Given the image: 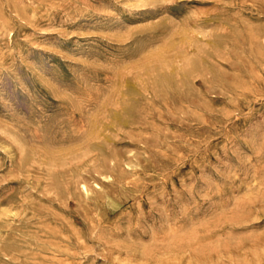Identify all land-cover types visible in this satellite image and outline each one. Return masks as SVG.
I'll return each mask as SVG.
<instances>
[{
  "label": "rangeland",
  "instance_id": "1",
  "mask_svg": "<svg viewBox=\"0 0 264 264\" xmlns=\"http://www.w3.org/2000/svg\"><path fill=\"white\" fill-rule=\"evenodd\" d=\"M263 258L264 0H0V264Z\"/></svg>",
  "mask_w": 264,
  "mask_h": 264
},
{
  "label": "bare ground",
  "instance_id": "2",
  "mask_svg": "<svg viewBox=\"0 0 264 264\" xmlns=\"http://www.w3.org/2000/svg\"><path fill=\"white\" fill-rule=\"evenodd\" d=\"M163 52H164V51H163ZM31 64H32V63H31ZM18 79H19V78H18ZM17 142H18V141H17ZM21 154H22V153H21ZM43 183H44V182H43ZM84 190H85V189H84ZM84 192H85V191H84ZM7 216H8V215H7ZM232 218H233V217H232ZM237 243H238V242H237ZM240 243H241V242H240ZM240 247H241V246H240ZM243 247H244V244H243ZM245 247H246V245H245ZM245 247H244V248H245ZM241 249H242V247L240 248V251H241ZM223 250H224V249H223ZM231 250H232V249H231ZM247 250H248V249H247ZM206 251H207V250H206ZM233 251H234V250H233ZM237 251H238V250H237ZM202 252H203V251H202ZM229 252H230V251H229ZM224 253H225V252H224ZM233 253H234V252H232V254H233ZM238 253H239V252H238ZM238 253H237V254H238ZM245 253H247V252H245ZM204 254H205V253H204ZM218 254H220V253H218ZM227 254H228V253H227ZM240 254L243 255L242 253H240ZM240 254H239V257H240ZM205 255H206V254H205ZM205 255H202V254H201V255H200V258H201V256H205ZM207 255H208V253H207ZM225 255H226V254H225ZM245 255H246V254H245ZM245 255H244V258H245ZM218 256H219V255H218ZM227 256H228V255H227ZM233 256H234V255H233ZM247 256H248V255H247ZM184 257H185V256H184ZM198 257H199V256H198ZM198 257H197V258H198ZM213 257L216 258V256H214V255H213ZM221 257H224V254H223V256H221ZM231 257H232V256H231ZM231 257H229V258H231ZM252 257H253V256H252ZM178 258H179V257L177 256L176 260H177ZM181 258L183 259V255L181 256ZM189 258H190V257H189ZM189 258H187V259L185 258L186 261H187V260L190 261L191 258H193V257L191 256V258H190V259H189ZM200 258H198V259H200ZM234 258H235V256H234ZM234 258H232V259L234 260ZM237 258H238V257L235 258V260H234L235 262H237V261H236ZM240 258H241V257H240ZM174 259H175V258H174ZM179 259H180V258H179ZM193 259H194V258H193ZM193 259L191 260V262L193 261ZM201 259H202V258H201ZM204 259H206V258L204 257ZM218 259H219V258H218ZM218 259H217V260H218ZM242 259H243V258H242ZM242 259H238V260H242ZM245 259H247V258H245ZM249 259H250V257L248 256V260H249ZM253 259H254V257H253ZM263 259H264V258H263ZM196 260H197V259H196ZM196 260H195V261H196ZM206 260H210V258L208 257V259H206ZM214 260H215V259H214ZM220 260H221V259H220ZM220 260H218V261L221 262ZM251 260H252V259H251ZM182 261H183V260H182ZM189 261H187V262H189ZM201 261H202V263H203V260H201ZM201 261H200V262H201ZM224 261H225V260H224ZM228 261H229V260H228ZM246 261H247V260H246ZM255 261H258V260H254V264H256ZM179 262H180V261H179ZM200 262H199V263H200ZM206 262H207V261H206ZM219 262L214 263V264H219ZM239 262H241V261H239ZM259 262H260V261H259ZM176 263H177V262H176ZM229 263H230V262H229ZM250 263H251V262H250ZM250 263H249V264H250ZM173 264H175V263H173ZM178 264H179V263H178ZM180 264H181V263H180ZM184 264H185V261H184ZM188 264H189V263H188ZM191 264H192V263H191ZM195 264H198V262L195 263ZM204 264H205V263H204ZM210 264H212V263H210ZM238 264H239V263H238ZM240 264H241V263H240ZM243 264H248V263H245V261H244Z\"/></svg>",
  "mask_w": 264,
  "mask_h": 264
}]
</instances>
